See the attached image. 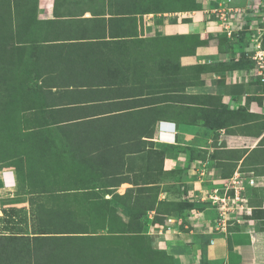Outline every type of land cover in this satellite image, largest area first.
<instances>
[{
  "label": "crops",
  "instance_id": "obj_1",
  "mask_svg": "<svg viewBox=\"0 0 264 264\" xmlns=\"http://www.w3.org/2000/svg\"><path fill=\"white\" fill-rule=\"evenodd\" d=\"M40 1L48 16L37 17L38 35L32 23L27 31L22 30L21 41L37 42L33 46L38 47L29 50L36 52L34 56L38 60L43 61L42 54L53 53L54 57L47 60L51 65L49 70L71 72L74 79L71 82L76 85L97 87L121 83L122 108H129L125 112L147 113L155 121V138H163L167 145L179 148L176 157L166 159L163 171L175 165L187 166L188 188L187 193H182L185 198L193 201L192 197L198 195L201 199L214 197L219 201L226 197L225 193L220 196L209 187H202L199 181H226L229 177L221 176L223 163L231 162L234 172L230 178L240 176L237 181L247 188L245 196L248 200L251 197L262 200L260 205L248 203L246 206L257 210L260 217H252L249 212L242 215L245 208L242 202L235 206L234 212H229L231 217L228 210L217 207L188 210L187 216L179 220L177 229L168 227L164 234L158 232L160 236L156 237V242H165L180 264L202 261L208 264H264V231L261 229L264 226V85L243 73L251 54L244 39L239 40L236 35L230 39L219 38L226 31L220 30L216 13L225 5L251 9L252 20L246 26L252 30L259 21L257 4L260 0H231L230 3L194 0V7L178 11L166 9L176 0ZM160 14L157 22L156 17ZM234 32L237 33V28L233 29L232 35ZM160 35L165 39L181 37L187 45L186 51L155 45L162 41L157 37ZM148 38H153L154 42L145 43L143 39ZM125 40L128 43L123 44ZM115 54L167 57L163 61H151L150 65L141 60L135 64L129 62L123 68L122 60L105 59ZM115 68L122 71L118 78L101 73ZM130 69L132 75H125L124 71ZM182 70L183 81L179 79ZM83 71L87 73H74ZM51 79L54 86L58 84L56 79ZM131 84L136 91L130 94L123 86L127 88ZM195 97L199 100L193 101ZM213 100H217V107H209ZM220 107L226 112L230 110V116L223 122L215 121L218 125H208L212 116L219 114ZM196 108L199 116H194ZM192 151L195 152L193 157ZM229 152L232 157L227 161L222 155ZM10 174L2 172L0 183L11 185ZM204 174L207 176L201 178ZM245 196L242 193V197ZM22 204L0 203V208L5 212L6 207L19 208L23 215ZM219 215L217 220L215 217Z\"/></svg>",
  "mask_w": 264,
  "mask_h": 264
},
{
  "label": "rangeland",
  "instance_id": "obj_2",
  "mask_svg": "<svg viewBox=\"0 0 264 264\" xmlns=\"http://www.w3.org/2000/svg\"><path fill=\"white\" fill-rule=\"evenodd\" d=\"M42 3L40 0H0V43H7L8 48L10 43L25 46L21 31L30 23L38 27L39 23L34 22L38 21V16H48ZM195 5L194 0H176L166 9L178 11ZM262 13L263 10H257L258 22L263 20ZM160 17L161 14L156 17L157 22ZM251 20L245 19L243 28L233 35L224 32L227 31L225 24L219 23L224 32L219 38L230 39L236 35L239 40L244 39L249 54L256 52L261 37L258 40L260 32L256 28L251 30L246 26ZM16 30L21 32L20 36ZM10 31L12 39H9ZM157 37L162 41L155 45L176 51H183L187 46L181 37ZM143 40L154 42L153 38ZM125 43L128 41H123ZM29 48L15 49L12 54L0 47V73L5 68L7 74L0 84V177L2 172H11L13 179L9 186L0 183V203H14L19 199L24 206L23 215L19 208L6 207L8 212L0 208V236L31 238L62 234H45L46 231H84L72 235L90 236L91 245L86 249L93 252L90 264H180L165 242L158 244L156 237L160 236L158 232L164 234L168 227L177 229L179 220L187 216L188 210L217 207L229 213L242 202L245 204L242 215L249 212L252 217H260L257 210L246 206L248 203L260 205L262 200L252 197L248 200L247 188L237 181L240 176L230 178L234 172L231 162L223 163L221 176L229 177L226 181H199L202 187H209L217 195L225 193L227 196L220 202L214 197L201 199L198 195L192 197L193 201L185 198L182 193H187L188 188L187 166L175 165L163 171L166 159L176 157L179 148L167 145L163 138H155V121L147 113H101L107 111L108 106L88 105L82 102V97H78V102L62 105L63 109H58L61 106L57 105L46 106L44 94L37 90L40 86L56 90L54 80L45 76L51 66L47 60L54 54L45 53L43 61L35 60L36 52H30ZM29 55L32 59L28 61ZM149 56L115 54L105 59H120L124 68L129 62L135 64L141 60L150 65L151 61H163L167 57ZM131 72L130 69L124 74L129 76ZM183 74L182 70L179 79ZM123 89L130 94L136 91L132 84ZM64 100L71 102L73 97H64ZM216 101H211L209 107H217ZM109 107L110 110L115 108ZM220 108L208 125H218L215 121L223 122L227 114L229 116L230 110ZM197 112L196 108L194 116H199ZM205 122L207 124V120ZM194 153L191 152V157ZM222 157L228 161L232 156L229 152ZM235 185L244 187L243 190L237 188L238 198ZM218 217L220 215L215 218ZM261 229L264 231V226Z\"/></svg>",
  "mask_w": 264,
  "mask_h": 264
},
{
  "label": "trees",
  "instance_id": "obj_3",
  "mask_svg": "<svg viewBox=\"0 0 264 264\" xmlns=\"http://www.w3.org/2000/svg\"><path fill=\"white\" fill-rule=\"evenodd\" d=\"M29 19V17H28ZM35 20V18L33 19ZM35 23H39V21H34ZM28 22L26 21L25 24ZM24 24V25H25ZM29 25V24H28ZM39 27L35 28V33L38 35ZM21 32L16 30V34L20 36ZM13 32L10 31L9 39H12ZM33 40V39H31ZM24 43H30V48L27 46H13L10 43V47L8 48L7 43H0V47L2 50H10L13 54L15 49L21 50L23 49H32L38 46H33V43H37L36 41H23ZM23 43V44H24ZM1 55V53H0ZM28 61L32 59V56L29 55L26 58ZM35 60H38L35 58ZM252 66V61L249 60L247 66L244 69ZM0 73V84L5 80L6 69L2 70ZM5 72V73H4ZM4 73V74H3ZM74 73H82L86 74V71L83 72H74ZM104 76H114L118 78L119 74H122V71L118 69L115 71L104 70L101 71ZM68 74V75H67ZM71 74V72H70ZM69 73L65 71L59 72H47L45 76L56 79L57 85H55L56 90L52 91V88H46L40 86L37 90V93H43L44 99L47 100L46 106L57 105L61 106L58 109L65 108L62 105L78 102V97H82V102L87 103L88 105L91 103H96L97 106H108L101 113H127L129 108H122V85L121 83L114 82L112 84H102L97 87H93V85H76L73 81L74 79L71 77ZM75 77V75H73ZM116 81V79H115ZM118 81V80H117ZM73 83V84H71ZM260 85H264V83L258 82ZM54 87V86H53ZM264 89V88H262ZM90 96V98H89ZM64 97H73V101L68 102V100H64ZM90 99V100H88ZM53 103V104H52ZM120 105V106H119ZM109 106H115L114 109H111ZM119 106V107H116ZM131 111V110H130ZM131 114V113H130ZM133 114V113H132ZM231 112H229L230 116ZM115 115V114H112ZM228 116V115H227ZM228 116V117H229ZM21 202L23 200H14L13 202ZM45 234L48 233H62L58 236H32L31 238L26 236H16V237H4L0 236V264H76L81 262V264H90L88 261L93 256V252L89 250L86 251L87 248L91 245L90 236L86 235H72V233H84V231H46ZM93 245V244H92ZM69 259V261H68Z\"/></svg>",
  "mask_w": 264,
  "mask_h": 264
},
{
  "label": "built area",
  "instance_id": "obj_4",
  "mask_svg": "<svg viewBox=\"0 0 264 264\" xmlns=\"http://www.w3.org/2000/svg\"><path fill=\"white\" fill-rule=\"evenodd\" d=\"M231 0H225V3H230ZM258 8L263 10L264 15V0H260L257 4ZM251 9L248 8H238L234 6L225 5V7L219 8L216 10L217 16L220 19L221 24H225V27L227 29V33H232V29L237 28L241 29L245 25V19L246 21L248 19H251L249 12ZM261 14V15H262ZM259 16V15H257ZM244 24V25H243ZM257 31L260 32L261 37V43H257V51L250 54V60L252 61V66L249 68L243 69V73L248 74L250 77H252L255 81L264 83V47L263 40H264V17L263 20L260 22H257L256 26ZM231 30V32H230ZM236 183V181H235ZM243 190V187H239ZM235 189V197L238 198L239 192L237 190V187H234Z\"/></svg>",
  "mask_w": 264,
  "mask_h": 264
}]
</instances>
